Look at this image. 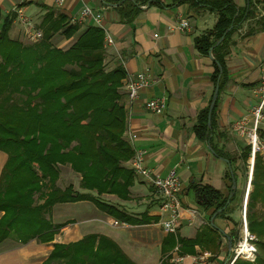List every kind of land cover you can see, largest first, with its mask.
<instances>
[{"label": "crops", "instance_id": "0c3cea01", "mask_svg": "<svg viewBox=\"0 0 264 264\" xmlns=\"http://www.w3.org/2000/svg\"><path fill=\"white\" fill-rule=\"evenodd\" d=\"M232 1L240 8L247 4V0ZM261 4L258 15L264 17V0ZM85 6L102 16L101 30L113 39V46L106 48L107 66L113 69L121 65L126 73L119 94L126 113V132L136 136L131 149L144 151V166L162 178L175 170L184 186L181 202L185 208L198 207L196 193L203 187L232 198V171L236 190L232 202H229L230 211L225 217H217L214 223L234 243L242 234V214L247 212L246 201L252 186L241 160L246 143L236 137L231 126L247 116L257 102L255 89L264 72V32L247 34L255 27L257 18L240 26L230 37L229 54L225 58L228 80L219 88L208 144L198 139L194 128L199 114L209 109L214 95V64L209 54L198 51L195 42L214 29L217 15L192 9L181 0H122L120 3L105 0H0V27L7 17H12L9 36L23 39L16 9H22L38 28L48 12L55 16L62 14L80 29L70 39L59 34L54 36V45L67 50L85 29L98 27L91 21L78 22L79 13ZM133 9L139 11L131 18ZM181 17L189 23L185 32L176 28ZM143 71L150 73L153 82L130 102L126 90L128 79ZM151 99L165 100L163 115L146 109L145 105ZM262 138L264 140V134ZM212 147L228 158L230 166L216 155ZM7 160V154L0 151V177ZM130 161L123 167L131 171ZM66 169L68 186H73L79 194H88L80 187V175L70 167ZM129 193L128 200L110 194H103L99 200L123 213L131 222L110 216L91 201L57 204L46 214V219L53 225L61 226L53 241L41 243L32 239L22 244L10 237L0 243V264H44L55 244L72 245L87 236L109 239L134 264H202L192 261L193 257L206 253L198 246L194 254L182 255L177 247L169 245L163 251L168 235L160 225L157 193L147 181L133 174ZM197 210L201 213L202 225L209 224L212 210L204 211L199 207ZM2 216L3 212H0V218ZM114 222L119 225L115 226ZM200 227L184 223L174 236L193 240ZM220 237L219 253L207 252L210 257L206 264L229 262L227 240L221 233Z\"/></svg>", "mask_w": 264, "mask_h": 264}, {"label": "trees", "instance_id": "16d2710c", "mask_svg": "<svg viewBox=\"0 0 264 264\" xmlns=\"http://www.w3.org/2000/svg\"><path fill=\"white\" fill-rule=\"evenodd\" d=\"M105 1L120 3L122 0ZM181 2L188 3L192 9L217 15L214 29L195 42L202 54H209L232 27L212 51V80L214 84L219 81L222 88L228 80L225 58L229 54L231 35L255 18L256 25L247 34L264 32V17L258 15L257 9L263 0H247L243 8L232 0ZM138 11L133 9L131 18ZM12 23L13 18L7 17L0 27V151L8 156L0 177V212H3L0 243L10 237L22 244L32 239L52 242L61 226L53 225L46 214L57 204L91 201L110 216L131 222L123 213L99 200L103 194L129 199L133 173L123 164L134 155L122 137L125 111L119 104V88L126 73L121 65L105 72L104 32L98 27H88L67 50L58 49L50 43L53 36L60 34L70 39L80 29L70 25L66 16L48 12L40 25L43 40L27 47L10 38ZM207 116L208 109L199 114L194 132L199 140L210 144ZM213 150L218 157L228 159ZM250 154V147L246 146L241 160H248ZM61 166H69L79 174L80 187L89 193L79 194L71 185L59 189ZM251 185L246 222L248 231L257 238L256 264H264V160L259 155L254 158ZM200 189L207 202L198 207L212 210L211 216L223 209L218 217H225L233 196L225 197L207 187ZM175 239L174 235H168L164 252L166 245L177 247L182 255L194 254L197 246L212 255L218 254L221 248L220 233L209 224L201 226L193 240ZM54 262L134 264L114 242L97 236H87L72 245L55 244L44 264ZM234 264L250 263L237 260Z\"/></svg>", "mask_w": 264, "mask_h": 264}, {"label": "built area", "instance_id": "2783aa9c", "mask_svg": "<svg viewBox=\"0 0 264 264\" xmlns=\"http://www.w3.org/2000/svg\"><path fill=\"white\" fill-rule=\"evenodd\" d=\"M62 1V0H60ZM263 4L257 6L258 12L261 11ZM16 15L23 30V39L28 43H38L43 39V33L32 20H30L22 9H16ZM262 13V12H261ZM263 14V13H262ZM264 15V14H263ZM102 16L95 14L92 9L85 6L79 13L78 22L91 21L101 29ZM177 30L185 32L189 29L188 20L184 17L178 19L176 24ZM114 42L111 36L105 32L104 47L113 46ZM150 73L143 71L130 77L126 84L128 99L133 102L139 96V93L152 84ZM257 102L251 107L247 116L235 121L231 128L236 137L245 141L250 147L251 160L254 161L256 155L264 160V72L260 77L259 83L255 89ZM146 109L156 115H163L166 109L164 99H151L146 105ZM135 135L125 131L124 141L131 147ZM131 159V171L136 177L142 178L151 185L156 193L159 203L160 225L166 235H177L184 223L188 226H203L200 220V212L195 208H185L181 202V195L184 186L180 178L172 170L166 177L162 178L154 174L152 169L144 166L145 152L142 150H133ZM244 220V231L240 238L233 244L230 251L229 264H234L237 260L254 263L257 259L258 249L256 246L257 239L252 235L246 226ZM114 225H119L114 222ZM210 257L209 253H203L200 256L193 257V263L206 264Z\"/></svg>", "mask_w": 264, "mask_h": 264}, {"label": "water", "instance_id": "95a60500", "mask_svg": "<svg viewBox=\"0 0 264 264\" xmlns=\"http://www.w3.org/2000/svg\"><path fill=\"white\" fill-rule=\"evenodd\" d=\"M232 30V27L228 28L224 35L221 37V39L219 41H217V43L215 44L214 47L220 45L224 39H225V36ZM214 47H212L209 51V57L213 59V56H212V51L214 49ZM218 65V64H217ZM218 68H219V71L221 72V67L218 65ZM218 93H219V81L218 83L216 84V87H215V91H214V95L212 97V100H211V103L209 105V109H208V116H207V127L208 129L211 131L212 129V113H213V110L215 108V105H216V101L218 99ZM225 161V163H227L228 166H230V162L227 160V159H223ZM231 169V167H230ZM231 176H232V183H233V186H232V193H231V197L233 196V193L234 191L236 190V182L233 178V173L231 171ZM207 202V198L206 196L202 193L201 189H198L197 190V193H196V203L197 205L201 206L203 203ZM229 204V203H228ZM223 211V209L217 211V213L213 214L210 218V221H209V224L211 227H213L214 229H216L219 233H221L227 240V248H228V252L230 253L232 247H233V239L227 235H225L222 230H220L214 223L215 219L218 217L219 214H221Z\"/></svg>", "mask_w": 264, "mask_h": 264}, {"label": "rangeland", "instance_id": "374dc122", "mask_svg": "<svg viewBox=\"0 0 264 264\" xmlns=\"http://www.w3.org/2000/svg\"><path fill=\"white\" fill-rule=\"evenodd\" d=\"M40 25L41 24H39L38 26H39V29H40ZM70 25H72V26H76V25H74V24H71L70 23ZM77 27H79L78 25H77ZM42 31V30H41ZM207 33H205L203 36H205ZM56 36V35H55ZM59 36H61L60 34H59ZM202 36V37H203ZM53 39H54V36H53V38L51 39V41H50V43L52 44V46H54V47H56L55 45H54V42H53ZM77 39V38H76ZM75 39V40H76ZM13 41H18V42H20L23 46H27V47H29V46H33V45H37V44H39L40 42H38V43H28L27 41H25L24 39H20V38H18V37H16L15 39H12ZM75 42V41H74ZM73 42V43H74ZM72 43V44H73ZM57 48V47H56ZM106 49V48H105ZM106 55H107V53H106ZM106 59H107V57L105 56V58H104V70H105V72H110V71H112L113 69H115V68H113V69H109V67L107 66V62H106ZM0 62H1V59H0ZM121 88H122V85H121V87L119 88V91L121 90ZM119 104L120 105H122L123 106V108H124V105L121 103V101H120V99H119ZM124 111H125V108H124ZM245 117V116H244ZM243 118V117H242ZM125 131H126V113H125ZM125 131H124V133H125ZM124 133H123V140H124ZM246 146H248L247 144H246ZM130 161V160H129ZM128 161V162H129ZM242 164H243V168L245 169V171H247L248 173H249V175H248V179H249V182H250V184H251V182H252V179H253V169H254V161L252 162V160H251V154H250V157H249V159L248 160H244V161H242ZM66 167H69V166H61L60 167V174H59V178H58V181H57V187L59 188V189H61V190H64L66 187H68V184H70V182H69V180H68V178H67V176H68V170L66 169ZM72 170V169H71ZM252 186V185H251ZM252 190H253V187H252ZM252 191H250V193H251ZM249 193V194H250ZM102 196V195H101ZM100 197V196H99ZM36 199V198H35ZM248 199V198H247ZM246 207H247V201H246ZM258 207H260L259 205H258ZM51 209H49L48 211H47V213L50 211ZM1 211V210H0ZM245 215V217H246V213H245V211L243 212V214H242V216H244ZM128 218V217H127ZM246 226H247V222H246ZM248 228V227H247ZM244 231V220H243V227H242V232ZM233 236H235V235H233ZM176 237V236H175ZM256 237V236H255ZM178 239V238H177ZM177 239H175V240H177ZM257 239V238H256ZM238 240V239H237ZM236 240V241H237ZM235 241V242H236ZM234 242V243H235ZM233 243V244H234ZM229 257H230V253H229ZM239 261H242V260H239ZM243 262H246V261H243ZM247 263H249V262H247ZM53 264H57V263H53ZM227 264H229V262L227 263ZM250 264H256V261L254 262V263H250Z\"/></svg>", "mask_w": 264, "mask_h": 264}]
</instances>
